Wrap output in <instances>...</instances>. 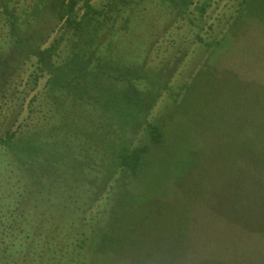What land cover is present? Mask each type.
<instances>
[{"label": "rangeland", "instance_id": "374dc122", "mask_svg": "<svg viewBox=\"0 0 264 264\" xmlns=\"http://www.w3.org/2000/svg\"><path fill=\"white\" fill-rule=\"evenodd\" d=\"M30 1L21 3L28 5ZM201 1L193 0L180 14L162 0H116L126 6L121 15L113 17L112 25L117 31L112 51L120 66L114 75L118 84H124L120 77L127 65L172 72L168 90L159 95L147 118L148 122L165 123V141L157 148L158 155L138 171L127 187L115 183L118 172L106 184L100 181V174L93 176L89 187L77 175L71 181L78 179L82 188L73 187L74 192L53 197L55 188L51 185L43 200L37 195L18 196L23 172L12 153L1 151L0 247L11 244L12 233L24 230L29 235L24 241L29 246L26 251L29 248L30 252L13 255L7 249L3 258L13 259V264H57L62 260L68 264H155L140 260L136 252L144 251L142 248L149 243L159 253L162 241L167 249L169 241L180 237L185 213H191L186 210L188 204L192 206L191 201H220L229 207L231 216V221L223 222L227 224L226 236L232 240L231 258L264 264V159L244 149L253 148L264 158V24L258 17H264V0H247L244 7L252 16H236L241 0H211L199 16L195 4ZM113 2L91 0L96 9ZM5 34L0 15V53L9 49L2 40ZM56 34L59 31L53 36ZM38 73L35 65L22 63L7 76L0 89V137L17 130L22 134L44 133L61 125L60 120L74 118L73 110L79 104L60 105L63 98L50 97L46 90V76L34 83ZM112 83L107 77L99 80L102 86ZM246 124L249 127L241 134L252 135L258 141L238 133ZM233 128L237 133H229ZM66 172L67 168L57 167L51 178L58 179ZM98 192H103L105 198L92 206L94 213L87 220L94 224L93 218L100 213L95 223L98 230L108 212L103 234L109 237L106 248L110 247L103 256H94L90 251L89 243L98 244L99 240L79 216L91 208ZM119 193L120 198L112 201ZM149 205L157 209L161 217L158 223L139 216ZM153 215L151 212L145 216ZM128 221L131 223L121 232L128 235L109 233L108 224L115 223L118 228ZM166 224L172 227L173 236L164 233ZM248 239L253 241L246 244ZM55 242L60 252L44 253ZM66 250L76 254L59 255Z\"/></svg>", "mask_w": 264, "mask_h": 264}, {"label": "trees", "instance_id": "16d2710c", "mask_svg": "<svg viewBox=\"0 0 264 264\" xmlns=\"http://www.w3.org/2000/svg\"><path fill=\"white\" fill-rule=\"evenodd\" d=\"M192 1L162 0V3L182 14ZM210 2L202 0L200 5L195 4L199 16L203 15ZM119 3L114 0L106 8L96 9L91 0H31L28 5H22L21 0H0V15L6 27L2 40L9 46L8 51L0 53V89L16 66L30 63L39 70L33 80L35 84L41 77H47L46 90L50 97L63 98L60 105L65 102H70V106L72 103L79 104L77 110H73L74 118L60 120L61 125L46 129L44 133L22 134L17 130L8 131L0 137V154L1 151L12 153L24 175L22 192L18 196L37 195L43 200L52 185L55 188L53 197H62L74 192L73 187L82 188L78 179L71 181L77 175L87 186L92 183L89 179L95 175L100 174V181L106 184L118 172L120 176L115 183L127 187L131 179L137 177L138 171L158 155L157 148L165 141V123L148 122L147 118L159 95L168 90L172 72L154 71L141 64L127 65L123 67L120 77L124 84L122 87L118 84L114 75L120 66L112 51L117 31L112 29V25L113 17L117 13L121 15L126 9L125 5ZM246 3L247 0H241L236 16L240 13L252 16L246 12ZM258 17L260 23L264 24V17ZM57 31L59 34L53 36ZM214 44L221 45L220 42ZM65 50H68L67 55L64 54ZM102 77H107L113 83L100 85ZM244 118H248V114ZM243 127L238 132L240 135L258 141L252 135L241 134L248 129L249 124ZM235 130L233 128L229 133H237ZM244 149L245 153L254 155L255 151L259 160L264 159L253 148ZM258 150L263 151L262 148ZM55 154L60 157H55ZM251 164L257 166L256 163ZM57 167H65L69 172L63 177L52 179ZM103 167L107 174H104L105 170L100 171ZM94 169L98 172L95 173L97 170ZM121 194L112 201L116 202ZM104 198L105 194L98 192L91 208L82 214L78 213L80 221L88 223V230L98 237V244L89 243L94 256H103L110 247L106 248L109 237L103 234L108 223V212L105 224L98 230H95V223L100 213L93 218L94 224L87 220L88 215L94 213L92 206L100 204ZM191 204L186 209L191 210V213L184 212L186 217L182 235L169 241L167 249L162 247V241L159 253H156L148 243L147 247L142 248L144 251L136 252L135 255L140 260L155 264H250L245 259L243 263V259L231 258L232 240L226 236L227 224L223 225L224 221H231L229 207L225 208V204L220 201L214 204L191 201ZM153 206L143 208L139 216L145 220L153 218L158 223L161 217ZM151 212L154 215L147 218L145 215ZM131 222H123L118 228L115 223L108 224L109 233L128 235L127 232H121ZM26 230L32 231L29 228ZM164 233L173 236L172 227L166 224ZM25 236L29 235L24 230L9 236L11 244L0 247V263L7 261V264H13V259L2 257L7 249L13 255L30 253L29 248L26 251L29 246L24 242L27 241ZM2 241L0 239V244ZM252 241L248 239L246 244ZM59 247L55 242L48 247L49 252H42L58 253ZM255 251L258 253V248ZM74 253L66 250L59 255L66 257ZM57 264L68 262L62 260Z\"/></svg>", "mask_w": 264, "mask_h": 264}]
</instances>
